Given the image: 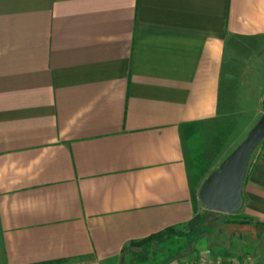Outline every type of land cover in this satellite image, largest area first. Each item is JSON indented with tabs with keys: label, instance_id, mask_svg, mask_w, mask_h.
Listing matches in <instances>:
<instances>
[{
	"label": "crops",
	"instance_id": "crops-1",
	"mask_svg": "<svg viewBox=\"0 0 264 264\" xmlns=\"http://www.w3.org/2000/svg\"><path fill=\"white\" fill-rule=\"evenodd\" d=\"M239 43L264 49V0H0V264L119 263L168 226L167 260L264 264V138L222 213L192 201L180 130L230 114L226 144L264 114L235 129Z\"/></svg>",
	"mask_w": 264,
	"mask_h": 264
},
{
	"label": "rangeland",
	"instance_id": "rangeland-1",
	"mask_svg": "<svg viewBox=\"0 0 264 264\" xmlns=\"http://www.w3.org/2000/svg\"><path fill=\"white\" fill-rule=\"evenodd\" d=\"M254 48V46H252ZM252 48L250 49V53ZM241 54L240 52H234V61L235 63H244L246 65L245 69V77L248 79L249 91L246 94L247 99L241 102V106H244V112L239 113L237 115L236 127L240 128L241 121L243 120L244 116L247 114V110L249 114H252V110L257 105V96L263 93L264 97V49L256 52L254 54ZM251 55V56H249ZM248 62V63H247ZM245 98V97H244ZM240 106V107H241ZM242 115V116H240ZM259 119V118H258ZM241 120V121H240ZM256 121V120H255ZM256 123V122H255ZM197 134V133H195ZM198 135V134H197ZM246 135V134H245ZM243 137V136H242ZM242 137L239 136L236 140L229 139L226 144H224V140L221 141V144L212 158L209 160L208 164L205 167V171L200 175V181L196 185V193H198V188L200 183L203 179L214 169L216 168L220 162L236 147V145L242 140ZM187 143L189 144V153L190 157H192V153L194 150L196 151L199 148V136L192 135L188 138ZM197 146V147H196ZM220 151V154H219ZM219 154V156H217ZM204 163V162H203ZM205 165V164H204ZM194 171V170H192ZM198 199V198H197ZM198 202L199 199H198ZM183 247H190L187 241L182 244ZM179 247V242L174 239L173 234H166L163 236L158 237L157 239L150 241L149 243L141 244L138 246L133 247L130 250L129 254H125L120 262H110L106 264H167L171 260H167L170 255L174 251H177ZM172 257V256H171ZM242 258V257H241ZM249 258V257H247Z\"/></svg>",
	"mask_w": 264,
	"mask_h": 264
},
{
	"label": "water",
	"instance_id": "water-1",
	"mask_svg": "<svg viewBox=\"0 0 264 264\" xmlns=\"http://www.w3.org/2000/svg\"><path fill=\"white\" fill-rule=\"evenodd\" d=\"M263 138L264 114L200 183L198 199L206 208L222 213H232L241 208L242 185L248 161L252 151Z\"/></svg>",
	"mask_w": 264,
	"mask_h": 264
},
{
	"label": "trees",
	"instance_id": "trees-1",
	"mask_svg": "<svg viewBox=\"0 0 264 264\" xmlns=\"http://www.w3.org/2000/svg\"><path fill=\"white\" fill-rule=\"evenodd\" d=\"M235 50L241 54H247L250 52L251 47L243 44H235ZM232 116L230 114L222 116L220 118H215L209 121H197L193 123H184L181 125V136L183 140V147L187 157V169H188V179L191 188V199L196 202L197 194L195 191V186L200 181V175L205 171V167L209 160L218 150L221 141L228 135L232 126ZM197 133V134H195ZM192 135L199 136V148L194 150L192 157L189 153V144L187 143L188 138ZM197 147V146H196ZM204 162V163H203ZM205 164V165H204ZM194 170V171H192ZM166 234H182L181 231L175 230L172 226H168L163 230L152 233L145 238L137 241H132L130 245H141L147 241L154 238L166 235ZM61 260L51 261V262H39L36 264H48V263H59Z\"/></svg>",
	"mask_w": 264,
	"mask_h": 264
},
{
	"label": "built area",
	"instance_id": "built-area-1",
	"mask_svg": "<svg viewBox=\"0 0 264 264\" xmlns=\"http://www.w3.org/2000/svg\"><path fill=\"white\" fill-rule=\"evenodd\" d=\"M167 264H260L251 258H241L238 256H220L208 252H198L190 259H172Z\"/></svg>",
	"mask_w": 264,
	"mask_h": 264
}]
</instances>
